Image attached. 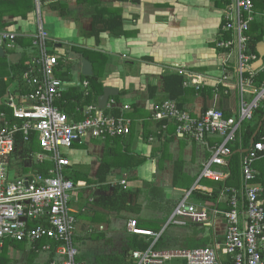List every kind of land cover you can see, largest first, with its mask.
<instances>
[{
	"label": "built area",
	"instance_id": "built-area-1",
	"mask_svg": "<svg viewBox=\"0 0 264 264\" xmlns=\"http://www.w3.org/2000/svg\"><path fill=\"white\" fill-rule=\"evenodd\" d=\"M226 1L219 11L221 27L217 34L216 50L222 51L216 63L219 75L189 71L183 66L170 68L182 78V86L197 93L211 90V101L233 99L235 108L221 109L217 105L200 107L196 112L179 110L172 101L151 106V120L173 124L178 139H188L203 146L210 154L204 163L198 180L184 199L176 206L167 225L185 227L188 223L208 226L212 231L211 245L192 250H160L152 248L160 233L139 228L130 220V234L151 237L153 244L144 251L130 253L133 264H165L183 260L185 264H224L229 257L231 264H264V188L253 185L256 178L254 164L264 158V122L253 135L250 145L243 150L240 159L241 189L227 187L230 179L227 168L232 156L231 145L237 141V133L243 123L254 124V114L264 111V56L261 65H253L260 59L249 52V29L253 21L254 0ZM34 33L29 36L36 54L26 63L19 84L27 92L8 93L3 104L11 111V120L0 114V247L5 240L25 243L27 248L40 252L54 251L51 264H85L76 261L78 250L74 244L78 212L70 206L72 194L78 189L67 178L71 166L67 152L74 144L88 140H105L130 134L131 120L125 112L131 104L117 105L109 99L105 109L87 105L76 109L82 120H72L57 105L69 87H79L84 97L89 96L88 81L63 83L56 74L63 61L54 51L58 42L50 38L44 28V11L40 0H34ZM264 20V14L260 15ZM230 35L229 38L224 35ZM18 37L15 32L0 28V44L14 48ZM264 42V41H262ZM48 44H51L50 47ZM50 48V49H49ZM122 113L112 115L114 109ZM108 109V112L105 110ZM162 130L166 125L162 123ZM257 137V138H256ZM35 139L38 151L25 160L28 166L49 165L45 172L17 173L10 169L18 140L28 144ZM153 137L149 138L152 142ZM12 160V162H11ZM13 175V176H12ZM200 182L220 183L216 205H225L228 211H220L213 203L201 206L187 203L191 191L208 195L213 188ZM126 188L125 177L116 181ZM84 211V210H82ZM218 237L222 240L218 241ZM44 241H48L43 244Z\"/></svg>",
	"mask_w": 264,
	"mask_h": 264
},
{
	"label": "crops",
	"instance_id": "crops-1",
	"mask_svg": "<svg viewBox=\"0 0 264 264\" xmlns=\"http://www.w3.org/2000/svg\"><path fill=\"white\" fill-rule=\"evenodd\" d=\"M99 1L103 6L112 9L120 15L122 27L117 36H113L108 32L101 33L98 45L95 44V40L89 36L92 31V17L94 14L92 6L80 5L76 0H62L65 5L64 15H60L59 11L52 10L48 5L43 8V11L45 15L47 13V15L56 19V22L63 25L62 31L53 33L58 42L57 47L64 44V37L70 35V37L73 38L72 43H68L70 48L78 47L95 50L97 54L101 53L106 58L103 67H101L97 61L95 62V68H99L98 70H100V81L103 87H111L118 90L120 100L118 103L114 100L117 105L131 104L133 107V104H135L134 108H131V112L124 113L125 116L128 113L131 115V117H126L129 118L132 123L131 135L124 137V139L128 138V142L125 143L127 145L126 147L134 158L139 159L142 157L146 159L142 166L130 168L127 173H123L119 178H135L134 181L129 184L133 188L145 189V183H153L155 187L161 188L162 193L159 199L165 201L167 200L165 190L167 192H169L168 190L178 191L173 187L174 175L176 173L175 162L179 163L181 172L187 175L189 179L196 178L194 182L195 185L199 178L200 171L210 154L203 146L188 139H178L175 137L174 133L169 130L158 135L160 123L151 120V106L168 99V94L164 90V84L165 79L169 77L170 74H174L172 70H169L173 68V66H183L189 71H201L203 73L216 71L219 75L216 62L220 60L221 55H219L215 49V40L221 27V17L219 13L221 8L217 7L218 0ZM26 6V0H0V28L15 32L18 38H28L33 34L35 28L32 15L27 13L26 16H23V8H26ZM0 46L5 48L3 44H0ZM131 48H134V57L130 59L127 55H130L132 52ZM22 50L25 49H22L16 44L12 51L22 54ZM211 56L212 59H210ZM210 64H213L212 67L206 71V66ZM105 73H133V76H128L130 78H128L126 82L130 87L127 88V86L120 84L121 82L117 83V85H112L113 83L105 84L102 81V77ZM216 73L208 75L216 77L218 76ZM3 76H5L3 80L7 82L8 77H6V75ZM9 77H11L10 74ZM114 80L116 81V79ZM20 89L21 86L19 82L13 80L9 84L7 90L8 93L11 94L20 91ZM210 97L211 96L207 93L196 94L194 97L185 100L184 108L189 112H196L202 105L205 107L208 105H217V107L227 109L232 107L231 101L234 102V100L230 98H221L218 103L212 104L213 102ZM144 136H148L147 142H144ZM150 137L154 139L152 142H149ZM94 142L105 145L106 141L88 140L85 143L89 144L90 151H84L82 148L80 150L76 149V145L81 146L82 144H74L75 146L73 149L71 148L67 152V157L72 160V164L76 163L89 168L91 177L95 175L105 149V146L96 145ZM89 152H91V154ZM146 165H150L149 171L146 173L147 177H140L139 170ZM149 177L152 178V180H150ZM200 183L203 184V182ZM82 186H84L83 183L78 187L80 188ZM82 192L80 188L72 194L70 206L78 212L77 216L79 214L81 217L89 216L90 219L93 217V209L90 205H87L86 202L88 201V203H91L96 201L99 195L96 191L89 192L86 190ZM177 200L179 202L178 198ZM138 203L142 207L140 212L141 215L139 216L145 215V220L150 222L149 219H146V212L148 207L151 206V203H148L145 199L138 201ZM188 204L197 206L202 205L201 202ZM121 215L124 216L122 219L107 215L105 222L109 227L105 228L109 229L111 227V235L108 237L105 235L104 232H106V229L104 227L100 230L97 229V231H99L96 232L101 233L103 236L101 240L91 239L92 235L97 236V233H94L95 231L92 228L93 225L89 222H85V224L81 226L84 232L86 230L84 235L77 237L74 234V243H76V240H81L83 246L86 248V258L79 252L80 259L86 264L88 262L86 259H90L89 253H93L89 245L90 242L97 244L102 242L105 248L110 243H114L115 250L118 253L113 260V256L109 255L108 251L102 252L103 254L99 253V255L94 256V258L90 260L93 264L94 262L96 264H121L119 258L123 255V248H125L131 235L128 231L127 224L130 220L138 221V214L123 213ZM157 216H159L160 220L163 215L157 214ZM130 217L133 219H130ZM124 218L125 221L128 220L126 223ZM79 221L78 219L76 226ZM98 225H101V223H98ZM150 227L153 226L151 225ZM119 229H124V235L117 234ZM147 229L151 230V228ZM91 232H93V234H91ZM191 232L192 231H188L186 233L177 234L176 237L180 238L181 236H187L190 235ZM174 261H172L174 264H179L182 260ZM172 262L170 261L165 264H171Z\"/></svg>",
	"mask_w": 264,
	"mask_h": 264
},
{
	"label": "trees",
	"instance_id": "trees-1",
	"mask_svg": "<svg viewBox=\"0 0 264 264\" xmlns=\"http://www.w3.org/2000/svg\"><path fill=\"white\" fill-rule=\"evenodd\" d=\"M26 1H27L26 8L22 7L24 9L23 16H26L27 13H30L33 17L35 10L34 0H26ZM76 1L80 5H88L93 7L94 14L92 17L93 19L92 31L89 34V36L95 40V44L97 45L99 44L100 41L99 36L101 33L108 32L113 36H117L120 33L122 27V21L120 19V15L117 14V12H114L112 9L103 6L99 0H76ZM40 2L43 8L48 5L51 7L52 10L59 11L60 15H64L65 13V9H64L65 5L64 2H62V0H40ZM225 2L226 1L218 0L217 7L222 9L223 6L225 5ZM254 10L257 14L253 15V21L250 24V29L248 33L250 37L248 50L249 52L256 54L257 53L256 45L264 41V20L262 19L261 16L259 17V14L260 15L264 14V0H254ZM224 36L225 37L227 36V38L230 37V35L228 34ZM14 44H15L14 47L17 44L22 49H28L32 47V40L29 37L28 38L17 37L14 41ZM48 45L50 47L52 46L51 44ZM61 47L62 44L59 45L58 49ZM5 49L6 48H4V50ZM13 49L9 50L10 54L14 53L12 51ZM216 51L218 52L219 55L222 54V51L220 50H216ZM71 53H74L76 57L79 56L81 60H86L91 65V71H92L91 76H83L82 74H80L81 77L80 82L85 80L88 81L90 85V92H89L90 94L89 96L84 97V94L82 93L79 87H74V88L69 87L68 91H66L63 94V101L59 102L57 105L60 107L61 110H64L65 113H67V115L72 120H82V116L75 112L76 109L78 108L81 109L82 107L87 105H96L99 96H101L103 93L104 87L100 81V75H99L100 70H98L99 68H95V62L97 61L98 64L101 67H103L104 63L106 62V58L101 53L97 54L95 50L78 48V47L69 48L65 56H59L64 64L59 65L58 73L56 74V76L65 84H69L72 82V79L69 74L70 73L69 70L71 67L69 59L71 60ZM21 55L23 58L24 53H22ZM21 60L19 61L18 64H12L9 62L7 56L4 58H0V114L1 113L6 114L8 120H11V111L3 104V101L5 95L7 94V89L9 87V84L13 80L21 82L22 73L27 69L26 65L25 66L21 65ZM199 73H203V72L200 71ZM2 74L8 77L7 82L3 80L5 76H3ZM9 74L11 75V77H9ZM263 79H264V74L260 75L257 80L260 82ZM182 84H183L182 78L176 74H170L169 77L165 79V84H164L165 85L164 90L168 94V99L164 101H172L179 110L187 111L184 108L185 100L187 98L194 97L196 94L207 93L209 96H211L210 89L205 88L203 91L196 93L195 90L187 89L183 87ZM20 92L25 93L27 92V90L25 88H22L21 86ZM119 98H120L119 95L111 97V99L115 100L117 103L120 100ZM134 106L135 104H133V107L132 106L131 107L134 108ZM119 110L120 109L117 108L110 113L118 117L122 114ZM105 111L108 112V109ZM126 116L131 117L129 113ZM263 122H264V111H260L254 114V124L243 123L242 126L240 127V130L237 133V141L231 145L232 156L230 157L229 165L227 168L228 172L230 173V179L226 182L227 187L234 188L238 191L241 189L240 159L242 156V151L245 150L250 145V141L258 129V125L263 124ZM158 123H160L158 135H161L162 133L168 130L174 133L173 124L165 123V122H158ZM162 123L163 125H166V130H162ZM131 127H132V123H131ZM131 129L129 135H131ZM124 137L126 136L112 137V138L106 137L105 140H100L104 142L106 141L105 142L106 146L104 149L103 157L100 160L99 165L96 169V173L93 177L90 176V171L88 167L86 166L84 167L76 163L72 164L71 162V166L66 170L67 178L70 179L75 186H77L78 184L80 185L81 183L84 184V186L80 187L83 192L86 190H88L89 192L91 191L98 192L99 198L96 201H93L91 203L85 201L86 204L90 205L91 208L93 209L92 210L93 217L90 218V222L93 224L106 221L107 215L116 216L119 217L120 219L124 217L121 215L123 213L126 214L133 213V214H138L139 216L141 215L140 212L142 207L138 203V201L144 199L148 203H151V205L160 204V207L157 208L158 210H162L164 208L163 205L164 200L159 199L162 190L161 188L155 187L153 183H145V189L133 188L129 185L131 182L134 181L135 178L126 179L125 177L127 184L126 188H124L123 186H118L117 183H115L116 181L121 180L122 178L120 179L119 177L123 173L125 172L127 173V171H129L130 168L140 167L146 161L145 158L141 157L139 159H136L132 156L131 152L126 147L127 145L125 144L128 142L127 140L128 138L124 139ZM147 139L148 136L143 137L144 142H147ZM75 145L72 146V149ZM16 146H17L16 152L14 153L12 160H17L18 158L25 160L28 156H30V154L38 151V146L34 138L28 144H24V143L22 144V142L18 140ZM75 148L79 149L77 146H75ZM66 155L68 156V153ZM70 161L72 160L70 159ZM48 166L49 165L46 164L43 166L33 165L29 167L28 162H16V163L9 162L10 169L17 171V173L19 174L26 173L27 171L42 173L45 172L44 170H46ZM254 169L256 171V178L252 182V184L264 188V158L260 159L254 164ZM175 170L176 173L174 175L173 187L174 189L180 192L181 199L182 198L184 199L185 195L188 192H190L196 178L189 179L187 175H184V173L181 172L178 162H175ZM116 171H118V174ZM113 179L116 180L112 181ZM203 183L213 188L212 194L208 195L198 190H193L189 195V199L191 198L192 200H194L193 202L195 203L201 202L202 204H204L206 202H209L216 205L219 197V192L222 189L223 185L220 183L217 184L206 183V182ZM80 188L78 187V189ZM261 197L262 200L264 201V193L262 194ZM165 204L167 205L168 203L165 202ZM174 207L175 204L173 206V209ZM216 207L220 211L229 210V208L225 205H216ZM169 215L170 213L166 216L163 215L160 218V220H158V222L162 226L165 225L166 223H168ZM80 218L81 215L79 214L76 217V219L78 220ZM136 223H138L139 228L142 229L146 228V230H148L147 228H151V230L149 231H152L157 234L160 233L161 231V227L159 226L150 227L151 225L149 224L151 223H149L147 220L142 218L140 220L138 219ZM188 224L187 225L189 226V229H191L192 232L190 235L187 236L186 235L181 236L180 238L176 237V239L179 240V243L177 242L178 244L177 243L172 245L165 244L163 241L164 232L160 234V237L157 239V241L154 244H153L154 239L151 237L143 236L142 238V236L131 234L125 248H123V255L119 258L120 263L133 264L132 260L130 259V253L135 250L144 251L148 249L152 244H153L152 248L156 251L174 250V249L192 250V249L203 248L211 245L213 238L212 231L210 236L204 237L202 235L204 228L203 226L199 224H191V223ZM169 226L170 225H167V227ZM93 232H91V234H93ZM102 237L103 236L101 233H97V236L92 235L91 239L101 240ZM217 239L218 241L222 240V238L220 237H218ZM46 242L48 241H44L43 244ZM10 253L22 254V258L19 260L21 262H16L17 264H51V262H53L54 260L59 261V259L55 257L54 251H51L50 253L46 254L47 255L46 259L43 262H40L38 261V258L39 255L42 253L27 248V245L25 243L5 240L2 246L0 247V264H15V262L14 263L12 262L13 257L9 256ZM223 258H224V264L232 263L229 257L223 256ZM76 261L85 263L83 260L80 259L79 251ZM182 261L179 264L185 263L184 261L183 262ZM174 262H172L171 264H174Z\"/></svg>",
	"mask_w": 264,
	"mask_h": 264
},
{
	"label": "rangeland",
	"instance_id": "rangeland-1",
	"mask_svg": "<svg viewBox=\"0 0 264 264\" xmlns=\"http://www.w3.org/2000/svg\"><path fill=\"white\" fill-rule=\"evenodd\" d=\"M56 21H57L56 19H53V17H51L50 15H47V13L45 15V12H44V20H43V22H44V28L48 32L50 38H52L54 40H56V38L53 35V33L54 32H59V31H62L63 30L62 29L63 25L60 24V23H58V22H56ZM72 40H73V38L70 37V35L64 37V41H65V42H63L64 44H62V47L61 48L56 49L54 51V53L57 56H65L67 54V50L70 48V46L68 45V43L69 44L72 43ZM131 49H132V52L130 53V55L129 54L127 55V56H129L130 59L132 57H134V51H133L134 48H131ZM16 51H17V49H16ZM19 51H20V49H19ZM22 51L24 53V56H23V58L21 60V65L22 66H25L26 63L29 62L31 56H34L36 54V50L32 46V47H30L28 49H25V50H22ZM5 52L7 53L6 56L8 58V56L10 55V52L7 49H5ZM210 59H212V56L210 57ZM69 62H70V66H71L70 67V70H69L70 71V73H69L70 74V77H71V79H72V81L74 83H78L81 80V77L79 75L81 73L80 72V69H81V67H80L81 66V59H80L79 56H77L76 59H73V60H70L69 59ZM216 63H218V60H217ZM212 65L213 64H210V65L206 66L205 70L207 71L208 69H210L212 67ZM200 66H203V65H200ZM205 73H207V72H205ZM215 73H216V71H214V72H208L207 74H215ZM216 75H218V74L216 73ZM128 76H133V73H131V74H127V73L126 74H106L105 73L103 75V77H102V81L105 84H112L113 83L112 85H117V83H120L121 82L120 84H123L124 86H127V88H129L130 86L128 85V83H126L128 81L127 79L130 78ZM114 79H116V81ZM114 81H115V83H114ZM231 106H232V108H235L236 109L235 112H234V114L237 115V113H238V111H237L238 110V103L236 101L235 102H232L231 101ZM94 144L100 145V143H96V142H94ZM76 146L79 149L82 148L84 151H90L89 144H87L85 142H83L81 146H79V145H76ZM100 146H106V143H105V145L102 144ZM199 149H201V148H199ZM89 153L91 154V152H89ZM13 163H16V161L13 160ZM149 167H150V165H146V166H143V168H140V170H139L140 171V177H143V178L144 177H147L146 173L149 171ZM149 179L152 180V178H150V177H149ZM154 183H156V182H154ZM168 191L169 192H167L165 190L166 195H167V200L164 201V204H163L164 205V208L162 210H158L157 208L160 207V204H155V205L152 204L147 209L146 219H149L150 220L149 223H151L152 226H159V227H161L160 234H162L164 232L163 233V241H164V243L165 244L172 245V244H176L177 242L179 243V240L176 239V235L177 234L186 233L188 231H191V229H189V226H188L189 224L186 227H176L174 225H170L169 227H167V223L162 226L158 222L159 216H157V214H161V215L166 216V215H168L170 213V215H169V218H170L171 215H172V213H173V211H174V209L176 208V206L183 199V198L181 199V194H180L179 191H174V190H171V191L168 190ZM177 198L179 199V202H178ZM193 201L194 200H192L190 198V199L187 200V203H194ZM165 202H168V205H166ZM171 202H173V203H171ZM174 204H175V207L173 209ZM172 209H173V211H172ZM140 217L142 219H145V215L144 216H138V219L139 220L141 219ZM130 219H133V218L130 217ZM79 220L80 221H79L78 225L76 226V230H75V235L77 237H81L82 235H84L86 233V230L84 232L81 229V226L84 225L85 222L91 223L90 222V219H89V216H87V217H81ZM127 221H125V223ZM100 223H101V225H98V223L97 224L96 223L95 224L91 223L93 225L92 228L95 231L94 233H97L103 227L104 228L105 227H109L108 224L105 221L100 222ZM85 227H87V226H85ZM203 227L204 228H203V232H202L203 234L202 235L204 237L210 236L211 235V229L208 226H205V225ZM97 229H99V230L97 231ZM105 231L106 232H104V233H105V235H107V237L111 235V227L109 229H106ZM117 234L118 235H124V229H122V230L119 229ZM113 244L110 243L105 248V247H103L102 242L100 244H97V243H94V242H90L89 245L91 246V250L93 251V253H91V252L89 253L90 254V259H86L88 261L87 264H93L90 260L93 259L94 256H97V255H99V253H102V252H105V251H108V254L113 256L112 257V260H113V258L116 257L117 254H118L117 251L115 250V244L114 245ZM75 247L80 252V254H82V255L85 256V254H86L85 249L86 248H85V246H83L81 240H78V241L76 240ZM9 256L13 257V260H12L13 263L15 262V264H17L16 262H21V261H19L22 258V254L21 253H19V254L10 253ZM46 257H47L46 253H43L42 252V254L39 255L38 261L43 262L46 259ZM85 258H86V256H85ZM16 260H18V261H16ZM94 264H96V263L94 262Z\"/></svg>",
	"mask_w": 264,
	"mask_h": 264
},
{
	"label": "water",
	"instance_id": "water-1",
	"mask_svg": "<svg viewBox=\"0 0 264 264\" xmlns=\"http://www.w3.org/2000/svg\"><path fill=\"white\" fill-rule=\"evenodd\" d=\"M256 52L258 53L260 59L253 65L254 69H257L261 63H262V58L264 56V42H260L256 45ZM6 56V52L3 47L0 46V58H4ZM22 58V55L19 53H13L8 56V59L10 63L12 64H18L20 59ZM76 55L74 53H71V59H76ZM80 72L83 76H91L92 71H91V65L89 62L86 60H81V69ZM118 95V90L115 88L111 87H105L103 89V93L101 96H99L97 100V106L99 109H105L106 103L111 97L117 96ZM261 124L258 125V129L260 128ZM257 129V130H258ZM243 152V151H242ZM118 173V171H117Z\"/></svg>",
	"mask_w": 264,
	"mask_h": 264
}]
</instances>
